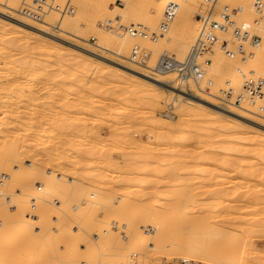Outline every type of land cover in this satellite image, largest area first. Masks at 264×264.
Listing matches in <instances>:
<instances>
[{
  "label": "rangeland",
  "instance_id": "obj_1",
  "mask_svg": "<svg viewBox=\"0 0 264 264\" xmlns=\"http://www.w3.org/2000/svg\"><path fill=\"white\" fill-rule=\"evenodd\" d=\"M20 1L21 0H17V3L13 4L16 9L20 5ZM75 1L76 2H74V6H75V3L77 5V3L79 2L77 0ZM158 1L159 0H157V2L156 0L154 1L152 0H126V1L125 0H97L94 5H92L91 7L84 8V9L82 5L80 4L78 8H75L76 15L74 17L73 15L72 17L71 15L65 16L66 18L64 17V23L66 24L64 28L67 29L68 32H63L61 30L53 31V28L47 26V23L31 22L17 15L15 13L16 9L11 10V12L8 13L6 9L7 6L5 4H9L10 2L12 4L13 1L12 0H2L0 2V40H1L0 41V64L2 65V67L0 65V71H1L0 81L2 80L0 82V87H1L0 88V99H1L0 107H4L5 105L4 108H0V118H1L0 119L1 120L0 121V125H1L0 126V130H1L0 138H2L4 142L2 143V140L0 139V144H1L0 148L4 147L2 148L3 151L1 153L3 157L7 156V158H11L17 161V162L16 161L10 162L11 160L9 161L10 164L13 163L11 164L13 167L12 169L13 171H11V167L9 165L7 166V169L5 167L2 168L1 170L2 172H0V174L3 172L7 173L6 171H9V172L11 171V173H7L10 175V179H8V181L6 182L7 183L6 188H8V191L11 194H14V193L19 194L20 192L22 193L21 189H23V192L25 191V193L23 194H25L26 196L25 199L24 198L23 199L27 201H29L28 197L29 195L33 193V188L36 185V183L39 184L38 182H41L42 180H45V181L46 179L48 180L49 177L47 178V175L44 176L46 172L47 173L48 172L60 173L67 178L74 179L75 182L73 183H76V184H72L75 186L73 187L74 189H71L72 192L69 188L70 186L69 184H71V182L68 183V181H66L67 183L66 182L63 183V185L64 184L69 185L67 186L69 188V190L67 189V192L70 193V195L68 193L67 194L65 193L66 196L65 195L61 196L59 194L60 195L59 198L62 199L63 201L65 200H67L68 202L70 201L68 203L69 206L75 205V203L76 205H80L82 207V210L84 211L83 217L85 221L83 220V222L82 221L80 222L79 220H77L80 222L79 226H81L83 223H86L88 226L91 225V229L95 227L93 230L95 233L93 231L90 232L91 231L90 230L88 231L89 237H87L88 235L86 236L84 234L85 232H82L81 230H79L84 235L81 236V233H79L78 231H75L76 232V233L74 232L75 237L73 238L72 235H74V233L68 231L65 234V236L67 237V234H71L68 236L69 239L66 238L69 241L61 242L62 244L64 243L66 244L64 247L59 248L58 246L61 244L57 243L55 245V242L54 244L50 243L51 244L50 246H53V248L50 246L48 247L52 255H57V256L58 254L62 255L63 251H66V249H69V251L68 250L67 251L69 252V256H70L69 259L70 260L72 259L71 260L73 262V263L71 262L72 264H74L75 261H76L75 264H80V263L81 264L83 263L84 264L85 263L86 264H122L121 262H123V259L125 257L123 258L119 256L120 249L117 247L123 246V245L126 246V249H128V251L123 250V253L125 251H126L125 253H127V256L125 255L127 257L125 258V260L127 259V261L124 264H264V114L260 116V115H256L255 113L247 112L245 110H241V109H238L232 106H231L232 111H223L220 107L223 104H221L212 95H207L206 93L199 91L193 83H190L189 85L185 87L177 86L174 83H172V80L174 78L173 74H169L166 76L167 80H170L171 82L153 80L148 75L150 74L149 71L144 69V67H141L140 65H136L135 63L131 62L129 59L122 57L115 53L116 51H119L121 54L129 57L132 46L134 44H140L143 50H146L147 52L145 63L146 65H151V67L155 65L159 54L162 51H164V49L175 54L178 58H183L186 55L188 48L191 45L190 43L193 42L196 36V30H197L196 23L198 22L196 19V15L198 12L202 11L204 8L201 0H189L187 1V3H184V6H182L181 9L179 8L177 15L172 22V25L174 26V28L176 27L177 29L176 35H182V33L187 31L185 34V38L187 41H189V45H187V47H185L184 49L179 48V46H177L178 44H176L175 41H172L173 45L172 43L170 44V42L168 43V41L165 40L166 37H164L165 39L161 37L157 42H152L149 39H143V38L137 39V37L132 38L129 36V38H132L131 41L121 42V39L119 37L114 36L113 34L114 31H120L118 27L120 22L115 19V16L118 14L119 11L125 10V9L128 10V11L126 10L128 12L127 13L128 15L126 18H123V20L121 21V23L123 22L124 25L129 26L132 23H134L135 25L140 23L141 25H144L150 28L151 30L156 29L160 23L162 16L160 17L157 16V18H155L156 20L154 22H151L152 16H150L151 13L149 10H150V4L153 3L155 5H158ZM123 2H124V6H123ZM190 2H193V3L190 4ZM222 2L223 1H220L219 4L222 5ZM231 3L232 4L242 3V1L233 0L231 1ZM164 5L163 6L161 5L162 10H161L160 15L163 14ZM3 12L8 13L9 15H5ZM250 17H254V16L250 15ZM108 19H110V21L113 20L114 29L112 30H107L100 24V21L107 22L109 21ZM58 20H60L58 14H51L46 19V21L49 23H53V22L56 23L58 22ZM72 33L78 34L79 36L85 38L87 41L74 36ZM91 37H94L95 40L93 41ZM97 42L103 44V46H107L110 50H106L102 47L94 45V43H97ZM6 43L8 44V47H5V45H7ZM9 46L11 47V49L9 48ZM7 55L9 56L8 58L6 57ZM263 55H264V44L256 52L252 54L248 63L244 65H241L238 62L232 63L229 60H227L223 54L217 53L216 56L214 57V59L216 60L215 63L217 62V64H215V66L211 69V71L208 70L209 76L214 81V86L212 87V91L217 92L219 87H222L225 84H229V83H232V85L234 86H239L241 83V76L243 75L244 70L250 71V69H253L254 71H257L259 75H262L264 77V67H261L259 65L260 58ZM27 63H28V67H27ZM38 64L39 66H37ZM23 65L24 66L26 65V67H23ZM4 67L5 68L7 67V68L5 69ZM35 68L37 69L35 70ZM7 69L11 71L15 70L16 72L18 69V71L22 72L23 76L25 75L24 78L19 80L18 86L15 83V82L18 83V81H15V82L13 81L14 82L13 83L12 79H10L9 76H6V77L3 76L5 71H7ZM48 72L50 73V75H48L49 74ZM41 74L44 76V78L46 77L44 81L42 80L44 78L40 76ZM69 74L71 77L69 76ZM29 75H31V77ZM33 75L34 76L36 75V76L33 77ZM47 75H48V78H47ZM37 76L42 79L38 78V80H36ZM31 78L34 79V82H33V79ZM64 79L66 81L65 85H63ZM68 79L69 81L71 79V82H69ZM72 79L73 80L75 79V82ZM229 79H233L235 81L239 79V82L238 83L228 82ZM55 80H57L56 81L57 83L55 82ZM3 81L6 84V86L4 85L5 88H2ZM25 81H26V85H24ZM151 82H153L157 86L155 88V91L158 89L159 91L158 90L157 91L161 92V93H158L156 91L159 95H157V93L155 92L150 93L147 90V85L150 84ZM77 83H79V85ZM8 84L9 86H12V85L13 86L9 87ZM56 84H57V87H56ZM134 85H136L135 86L136 88L133 87ZM75 86L76 88L74 89ZM84 86H85V89H87V86H89L90 90L91 91L93 90V91L91 92L89 89H87L86 91L84 89ZM27 87L29 90H27ZM95 87L96 89L94 90ZM110 88L112 91H113V88H115L113 93L115 91L116 92L118 91L121 94L123 93L121 95L122 97L123 95L126 97V94L129 93L132 97L136 96L137 99L134 97L133 98L134 100L131 98L132 100L130 99L129 101L128 97H131V96L127 94L128 95L126 97L127 100L126 99L123 100L122 97H117L116 95V99H117L116 101L118 102H115L114 101L115 96H113L112 98L111 95H115L116 93L113 94ZM7 89H9V91ZM83 89L85 93H83ZM97 89L99 91L101 89V92L96 91ZM11 90H12V93L14 92V94L10 92ZM20 90H22V92ZM67 90H69L70 93ZM72 90H75V91H72ZM77 90H79L78 92L80 94L82 93V95L84 96H87V94L89 95V91L91 92V94L88 96V99L87 97H85L87 101L82 96V102L83 103L86 102L85 104L79 103L80 105L77 104L75 107H73L71 103L72 104L74 103V99L77 95L76 93H78ZM8 92L9 94H7ZM98 92L100 93V95ZM104 92L107 94V96L109 95L111 97L105 96ZM120 93H119V96H120ZM1 94L4 96H2ZM31 95L32 97L35 96V98H31ZM155 95L156 97L159 96L161 99L159 97L153 98L155 97ZM103 97L106 100H102L104 99ZM23 98H26V99H23ZM107 98H109V100ZM118 98L119 99L122 98L121 102H119L120 100ZM141 98L142 100L144 99L146 101L147 100L152 101L151 102L152 104L153 102L155 101L157 102V100H159L158 101L159 104L158 103L157 104L160 106H157L155 104L156 107L154 105H153V108L151 107V105L149 107V104L151 103L142 101ZM110 99L112 102L110 101ZM139 99L143 102V104L142 102H139L140 101ZM90 100L94 102V103H91L92 106L94 105V108L87 107L88 104L90 103ZM14 101H15L16 106L13 103ZM65 101H67L68 104ZM102 101H104L103 104H102ZM107 101L108 103L109 101L110 103H113V102H115V104L117 103V105L115 106L117 107V109L113 107L115 105L114 103L111 105L106 103L108 104V106H111L109 107V109L114 108L112 109V111L109 110L108 106L105 104V102ZM125 101L126 102L129 101V102L126 103ZM132 101L135 102V104H133ZM10 103H12L13 105ZM128 103L132 104L133 106L132 105L130 106V104ZM42 104L44 105L42 106ZM100 104H102L104 108L101 107ZM121 104L123 106L125 105L124 106L125 109L121 107ZM99 105L101 108L98 107ZM119 105L122 109L120 107L118 109ZM129 106L134 108V109L131 108L133 109L132 112H135V113H132L134 118H135V115H136V119H137V115L138 117L139 115L140 117L144 115L143 117H141L142 119H140L139 117L138 120L140 122H143L142 120H144L146 124H144V122L142 124H139L140 122L138 120L134 119L136 120L134 121L132 119L133 121H131V119H129V118H133L131 115V109ZM224 106L225 105H223L222 107L224 108ZM128 107L130 109V113L127 109ZM249 107H252V108L256 107V104L254 103L253 106L250 105ZM14 109L19 110V111L15 113L16 110L14 111ZM33 109H34V112H33ZM35 109H39V111ZM6 111H8L9 113ZM123 111L124 112L126 111L128 115L126 112L124 114ZM55 112L56 113L58 112V114H56ZM6 113H8L9 118L6 115ZM59 113H62V114H59ZM14 114L15 115L17 114L16 118ZM19 114H21V116L22 114H27L29 115V118L27 115H25L26 118L24 115L22 116L23 117L22 118ZM70 114L72 115L70 116ZM183 114L185 116L186 114L189 115L190 120H192V122L194 123L190 124L189 123L190 121H188L187 122L188 125L185 124L186 126L182 125V127H179V130L183 129V131L181 130L177 134L174 132L177 135V137L175 135H172L173 133L172 131L171 141L175 145L171 143V141H169V143L173 144L171 146H174L175 149L171 148L169 149L170 150L169 151L167 148L170 146L167 145L169 144L166 142L167 139L163 140L164 138L163 139L160 138L159 142L160 141L161 142L160 143L157 142L159 137L162 136L159 133L161 132L163 133L164 131V129L161 128L162 131L159 132L160 130L159 128L163 126H161V124H157L156 122L152 124L151 123L152 121L150 122L151 123V126H150L147 123V121H145V118L147 116L148 117L150 116L151 119L152 117L153 118L155 117L157 118V120L162 119L163 122L165 119V121L167 120L166 122H169V123L170 121L173 123L175 122L174 124L172 123L175 126L176 124H181L182 121H180V123L178 121H179L180 116ZM3 115L5 118L7 116V118L5 119ZM18 115L19 117H21L20 119ZM64 115H66L65 117L66 118L68 117V119H66L65 117H62ZM10 116L12 118H10ZM57 118H58V121H57ZM92 118L98 119V122L97 120H93ZM147 118L146 120L149 121V119ZM22 119H23V122H22ZM66 120H67V123H66ZM21 122L22 124H20ZM134 122H136L138 125H136V123ZM2 124H4L5 126L6 125L7 126L12 125V126L10 127L8 126L9 127L8 128ZM19 124L20 126L22 125V127H19L18 126ZM90 124H91V127H90ZM118 124H120L121 127H126V129L124 128V130L126 131L128 130V132L126 133L125 131V134L126 135L129 134V137L131 136L130 138L124 135V132H123L124 130L122 131L123 134L120 132L121 131L120 129L122 128ZM193 124H195L193 126L194 128L192 127ZM115 125L119 126L118 128L120 129H118ZM156 125H159V126H156ZM189 125H191L192 129L189 128ZM196 125H198V129L200 128L201 130L200 129L198 130L197 127L195 129ZM201 125L203 129L201 128ZM14 126L15 127L17 126V129L14 128ZM113 126H115L116 128ZM149 126L150 127L156 126V127L155 128L153 127L152 129ZM183 126H185V128ZM88 127H90V129L93 127L94 128L90 130ZM18 128L21 129L20 131L22 133L18 130ZM44 128H47V129H44ZM86 128L87 130L89 129V131L93 132L95 130L96 132L95 131H94L95 133L90 132L88 136L87 133L89 131H85ZM114 128L116 130L118 129V131L113 130L114 132L121 133V134L118 133L120 135V137L118 136V138H121L124 135V139L125 137H126V140L127 138H129L127 141L128 142L130 141L131 143L133 141L132 143L133 145L127 144V141H123V140L120 141V139H118L117 137L116 139L114 136L112 140L108 139L109 135L112 134L111 133L112 129ZM186 128L189 130L191 129V131L194 129L193 133L195 132V130H198V131L206 130L205 132L207 133V136H209L208 137L209 139H210V136H212L211 138H214L213 136H215V140L213 139L215 142H212L211 145L214 146L217 143L218 146L216 147L211 146L210 145L211 141L208 140L209 141L208 142L206 140L207 139L206 135H205L206 137L203 136L204 138H206L205 140H203L204 138L200 139L202 138V132L200 134L198 131H196L199 133L201 137L197 135L198 133L195 132L194 135H197L199 138L198 137L192 138L191 136L193 135V133L191 134L190 133L191 131H187ZM48 129L49 131L46 132V130ZM96 129H99V131ZM155 129H157L158 131ZM25 131H28V133H25ZM29 131L33 134L31 135ZM49 132H51L50 135H49ZM154 132H157V134H155ZM205 132H203V134H205ZM61 133L63 135L67 134L66 137L65 136L63 137ZM77 133L78 135H76ZM218 133L220 134V136H218ZM92 134L93 135L95 134L94 136L96 137H94ZM222 134H225V135H222ZM29 135L31 136L29 137ZM41 135L42 137L45 136L44 139L41 138ZM112 135H115V133ZM155 135H158L157 136L158 138ZM51 137H52L51 139L52 141L50 140ZM71 137H74V138L72 139ZM155 137L157 138V140L156 139L154 140ZM88 138H90V141L88 140ZM104 138L106 141H104ZM131 138L132 140H130ZM100 139H103V140H100ZM115 139L119 140L121 143L119 141L117 142ZM6 140H7V144H6ZM12 140L16 141L15 143H18L17 145L19 146H16L14 143H12L14 142ZM66 140L69 142H67ZM70 140H73L74 142L72 141L70 143ZM216 140H219V141L216 142ZM18 141L22 143L20 144ZM83 141H85V143ZM110 141L112 142L111 145H110L111 143ZM177 141L179 142V144ZM193 141H195V143H193ZM204 141L208 142L209 144L205 143ZM98 142L100 144H97ZM181 142L182 143L184 142V143L182 144ZM68 143L73 146L71 147L70 145H67ZM190 143H191V146L189 147L186 146V148L184 147L185 145H190ZM192 143L195 145L192 146ZM2 144H6L7 146L6 145L2 146ZM11 144H13L12 146H14L13 154H9L8 152L9 151L8 148L12 149L11 147H9V145L11 146ZM137 144L139 145L141 144L140 146L138 145L137 147V148L141 147L140 148L141 150L135 148ZM157 144L163 148L159 149L161 147H159ZM219 144H221V146L224 145L225 147H227L228 145V148H231V146H233V148H231V151H230V153L232 154L229 155L228 154L229 152L226 151V149L228 148L226 149L220 148ZM35 145L39 146V147L36 146L38 149L36 148L34 149ZM100 145H102L103 147ZM106 145L109 146V148ZM97 146L100 151L98 150ZM165 146L167 148L163 150ZM181 146L185 149L182 150L183 148ZM241 146L244 148L243 150L241 149ZM195 148H197L198 150L197 149L195 150ZM18 149H19V153L17 152ZM86 149L88 152L86 151L85 153L84 150ZM89 149H91L90 152L91 153L93 152V154L90 155ZM128 149L130 152L128 151ZM176 149L180 150L181 152L177 151ZM222 149H224L227 153L221 154V152L224 153V151H221ZM24 150L26 151L24 152ZM45 150L47 153L45 152ZM54 150L56 154L54 153ZM147 150H149V152ZM171 150L173 151L175 150V151L173 152ZM191 150H192V153H191ZM229 150L230 149H228V151ZM159 151H161L163 154ZM186 151L190 153H186ZM96 152H97V156L96 154H94ZM157 153L159 154L157 155ZM33 154L36 156L35 158L37 160L36 159L34 160ZM46 154L48 155V157L45 156ZM160 154H162V156H159ZM129 155L131 157H129ZM148 155H150L151 157ZM19 156L21 158H19ZM95 156L97 158H95ZM163 156H165V158ZM110 157L112 158L113 161L110 159ZM137 157H140V158L142 157L139 162H136ZM152 157H154L155 159H153ZM53 158L55 159L53 160ZM103 158L104 159L106 158V161ZM160 158H162L163 160ZM61 159L63 160V162H61ZM107 159H109V161H107ZM132 159L134 162L132 161ZM149 159L150 160L152 159V160L150 161ZM156 159H158L159 161H156ZM58 160L61 162L60 164ZM78 160H80L79 163H78ZM100 160H101V163L104 162L102 163L103 165L100 163ZM145 160L147 164H145L146 163ZM55 161L58 162L59 165L57 166L59 168L56 165H54L56 163ZM75 161H77V163ZM81 161H82V164L80 163ZM95 161L96 162L99 161L98 162L99 165ZM110 161L113 163V166L110 163ZM129 161L130 162L132 161V162L130 163ZM30 162L33 167L29 165ZM52 162H55V163H52ZM106 162H109L110 165L106 166ZM126 162H128L127 165H126ZM157 162H158L159 167L161 164V169L158 168L159 171L158 169H156V167L158 166V165L156 166ZM75 163L77 165H75ZM47 164L49 165V167ZM79 164H81L82 166L80 165L79 167ZM122 164L125 165V168H123ZM14 165L18 167L17 172L14 169L15 168ZM71 165L72 166L75 165L73 166L75 169ZM119 165H121L122 167L121 166L119 167ZM143 165L145 166V168L142 167L143 169H141L140 167ZM152 165L156 167L154 168L152 167ZM36 166H38V168ZM40 166L41 168H39ZM127 166H130V167L128 168ZM109 167H110V170H109ZM150 167L153 170H151ZM68 168L70 169L69 171H67ZM79 168H80V171H79ZM86 168L87 170H83ZM76 169H78V171ZM144 169H146L147 171H145ZM44 170H48V171H44ZM130 170L133 172H131ZM42 171H43L42 175L38 174V176L34 177L33 180L32 178H30L32 174L34 176L35 174L42 172ZM12 172L14 175L12 174ZM29 172L31 173V175ZM17 173L18 175H16ZM21 173L24 176V178L22 175H19ZM28 174L30 175L29 177H28ZM72 175L74 176L72 177ZM19 176H22L23 178L21 179L23 180L22 181L23 185L21 183L14 181L16 180L15 177L18 179ZM41 177H45V178L41 179L40 181ZM102 177L104 181H102L103 179L101 180ZM123 179H124V182H123ZM57 180L58 181L63 180V177L58 176V178L55 179V181ZM19 184H21V186ZM50 184H51L50 186H54L53 182ZM128 184H130V186ZM65 189L66 188L64 187V189H62L61 191H64ZM236 194L237 195L239 194L238 195L239 197H236L235 196ZM232 195H234L235 197H233ZM63 196H65L64 198L66 197L67 198L64 199L62 198ZM18 198H20V196L19 197L15 196L14 199H18ZM75 198L77 199L76 201H75ZM50 199L53 201L55 200L54 198L53 199L50 198ZM60 203H58V205ZM0 205L3 208V209L0 208L1 209L0 210L1 211L0 212V220H1L0 230H1V227H3L4 229L5 226L6 227L10 225L13 226V224H10L11 222L9 221H11V218L14 215H12L11 217V212H9L4 198H0ZM28 206L30 207L29 203L24 204V202L22 201L21 203H19V209H18L19 212L18 211L17 212L20 213L21 208L22 209L24 207L27 208ZM60 206L62 207V204ZM67 209H70V208H67ZM54 210H56L54 209V207L50 209V211L53 214L55 212ZM39 211H40V207L38 204L37 213ZM17 212L12 213V214H17ZM134 212L136 213L134 214ZM52 213H51L52 226H54L55 224L54 220H56L54 218L56 217H53ZM7 215L9 216L7 217ZM73 215L74 214H70L67 219L66 218L64 219L65 225L68 224L70 219L75 217ZM4 218H9L8 223H6L7 219L5 220ZM13 218H16V215ZM112 218H117V219L114 220ZM17 219H18V215H17ZM118 220H119V224H120V221L121 223L125 221L126 222L129 221L131 223H134L135 226L134 228L130 229L127 233L125 234L123 233L122 236L119 235L118 232H114V229H112V235L109 236L106 234L108 236L106 237L105 229L107 230L109 224L114 223ZM14 221H12L14 225L19 226L18 223ZM150 221L154 222L155 224L154 228L163 232L164 235L163 236L159 235V237L157 236L156 238H152V239L151 238L143 239V245L141 246V248L133 252L134 249L132 248L131 245H132L133 240L139 234V229L137 228L141 229L142 227L145 226V224H148ZM87 225L86 227H88ZM66 226H69V225H66ZM98 231H100V233ZM8 232L9 231H7V233H4L6 237L3 236V234H1L3 237L2 238L0 235V237L2 238L0 239V242L3 241L2 248L0 245V250L2 251L0 252V257L2 255V257H4L3 258L4 262H9L8 264H11L13 262L14 264H17V262H19L18 264H28L29 261L28 262L26 261L31 259L32 255L34 254L36 255V253H34V251L30 252V249H28L29 252L24 250L25 252L23 255L24 257H23L21 253H18V251H21L22 249H25V248L22 246L21 248L20 247L18 248V246L20 245H16L17 247L16 246L11 247V249L7 248V246L5 245L6 247L4 248L3 244L5 242V238H7L10 235L9 233L11 231L9 233ZM101 232L103 234H101ZM97 233H99L100 235ZM94 234H96V236H94ZM85 236H86V239H85ZM76 237L78 241H76L75 239ZM92 237L93 239L89 240ZM78 238H81V239L83 238L84 240L80 241ZM120 238H123L126 241ZM73 239L76 241L75 243L79 245L81 242L83 243L81 244V248L79 247L75 251L72 249V247L73 248L76 247L74 246L76 244L73 242ZM85 241H86L85 243L86 246L84 244ZM20 244H23V243H20ZM188 244H189V248L186 247L185 249V246H188ZM88 245H90L91 249H94L91 246L95 247V249L90 250L88 248L89 247ZM182 245H185V246H182ZM96 246L97 247L99 246V248H96ZM3 249L7 251H4ZM48 249H45L44 252H46ZM8 250H10V252L12 251L13 255L12 253L9 254ZM49 250L47 252H49ZM57 250L59 251L57 252ZM117 250H119V252ZM173 250H178V252L176 251L178 254H176V252H174ZM53 251L55 252L53 253ZM72 251L74 252L70 254V252ZM14 253L15 254L18 253L16 255L17 257L14 255ZM22 253H23V250H22ZM26 253H29V254H26ZM35 255L33 256L32 259L39 257L41 255V252H40V255L38 254L39 256L37 255L35 257ZM12 256L16 257L15 258L16 261L13 260L14 257L12 258ZM187 256H189L190 258ZM83 257L85 258V260ZM3 259L1 260L0 258V261H3ZM21 259L24 260V262L20 261ZM60 259L62 260V258ZM46 260L45 261L47 264H52V263L54 264V262L51 261L50 258ZM56 262L57 261L55 260V264ZM62 263L63 262H61V264ZM38 264H41V263H38Z\"/></svg>",
  "mask_w": 264,
  "mask_h": 264
},
{
  "label": "bare ground",
  "instance_id": "obj_2",
  "mask_svg": "<svg viewBox=\"0 0 264 264\" xmlns=\"http://www.w3.org/2000/svg\"><path fill=\"white\" fill-rule=\"evenodd\" d=\"M2 0H0V2H1ZM13 1V3L11 4V2L9 3V4H5L7 7H6V9H7V11H8V13L9 12H11V10H15L16 8L14 7V5L13 4H15V3H17V0H12ZM77 1H79L78 3H77V5H76V3H75V8H78V6H80V4L82 5V7H83V9L84 8H87V7H91L92 5H94L95 3H96V1L97 0H77ZM126 1V0H125ZM152 1H154V0H152ZM171 0H159L158 1V5H155V4H150V16H152L151 18V22H154L156 19L155 18H157V16L158 17H160V16H162V15H160L161 14V5L163 6L164 4H166V3H168V2H170ZM178 2H179V4H180V9L182 8V6H184V3H187V1H189V0H177ZM220 1H223L222 2V4H226V3H231V1H233V0H219V2ZM242 1V6L245 8V9H247L248 7H249V5H250V3H251V0H241ZM76 2V1H75ZM156 2H157V0H156ZM126 3H128V2H126ZM191 3H193V2H190V4ZM123 6H124V2H123ZM127 9H125V10H121V11H119L118 12V14L115 16V19L117 20V21H119L120 22V24H119V29H120V31H114L113 32V34H114V36H116V37H119L120 39H121V42H123V41H131V39L134 37V36H131V35H128L127 34V32H126V25H124L123 24V22L121 23V21L123 20V18H126L127 17V11H126ZM5 15H9L8 13H6V12H3ZM76 15V13H74L73 14V17ZM71 17H72V15H71ZM66 18V17H65ZM109 21H110V19H108ZM158 20V19H157ZM112 22H113V20H111ZM46 23H47V26H49V22H47L46 21ZM54 23V22H53ZM57 24H56V27L57 28H54L53 29V31H63V32H68L67 31V29H65L64 27L66 26V24L64 23V18H61L60 20H58V22H56ZM103 23H105L104 21H100V24L102 25ZM132 24H134V23H132ZM131 24V25H132ZM197 24L198 23H196V26H197ZM135 25V24H134ZM137 25H141L140 23H138ZM52 28V27H51ZM176 27L174 28V26L171 24V26H170V28L168 29V31H166V33H165V35L163 36V38L164 37H166V39L165 40H167L168 41V43L170 42V44L172 43V41H175V43L176 44H178L177 46H179V48H181V49H184L185 47H187V45H189V41H187L186 40V38H185V34H186V32H184V33H182V35H176ZM71 33V32H70ZM74 36H76V37H78V38H81L82 40H85V41H87L85 38H83V37H81V36H79L78 34H76V33H72ZM195 35V34H194ZM129 36L130 37H132V38H129ZM138 39V38H137ZM4 40V39H3ZM8 40V39H7ZM1 41V40H0ZM11 41H12V39H11ZM177 41V42H176ZM3 42V41H2ZM9 42V41H8ZM174 43V44H175ZM7 44V43H6ZM11 44V43H10ZM190 44H192V43H190ZM264 44V43H263ZM13 45V44H12ZM15 45V44H14ZM94 45H96V46H99V47H102V48H104V49H106V50H110L107 46H103V44H101V43H99V42H97V43H94ZM172 45H173V43H172ZM5 47H8V44L7 45H5ZM9 48L11 49V47L9 46ZM15 48V47H14ZM168 48V47H167ZM164 50H166V49H164ZM7 52V51H6ZM34 53V52H33ZM116 54H118V55H120V56H122V57H125V58H129V57H127L126 55H123V54H121L119 51H116L115 52ZM8 54V53H7ZM28 55V54H27ZM29 56H31V55H29ZM215 56V55H214ZM7 58L9 57L8 55L6 56ZM5 57V58H6ZM26 58V57H25ZM16 59V58H15ZM27 60V59H26ZM2 61V60H1ZM9 61V60H8ZM38 61V60H37ZM215 59H214V62L210 65V67H209V71H211V69L215 66V64H217V62L215 63ZM254 61H255V59H254ZM19 62H20V60H19ZM24 62V61H23ZM253 63V62H252ZM37 64V63H36ZM1 65V64H0ZM144 65H146V63L144 64ZM259 65L261 66V67H264V55L260 58V62H259ZM12 66V65H11ZM37 66H39V64L37 65ZM40 66H41V64H40ZM146 66H148V67H151V65H146ZM1 67H2V65H1ZM10 67V66H9ZM23 67H26V65L24 66L23 65ZM27 67H28V63H27ZM35 67H36V65H35ZM43 67V66H42ZM41 67V68H42ZM5 68V67H4ZM7 68V67H6ZM5 68V69H6ZM4 69V70H5ZM9 69V68H8ZM7 69V71H5V73L3 74V76H9L10 77V79H12V82L14 81H18V83L17 82H15L16 84H17V86H18V84H19V80H21L22 78H24V76H23V74H22V72H20V71H18V69H17V72L15 71V70H13V71H11V70H8ZM37 68H35V70H36ZM3 70V71H4ZM31 71H33V70H31ZM47 71V70H46ZM144 71H146V70H144ZM250 71H254L253 69H250ZM1 72V71H0ZM35 72V71H34ZM39 72V71H38ZM36 73H37V71H36ZM47 73V72H46ZM49 73V72H48ZM61 74V73H60ZM71 74V73H70ZM70 74H69V76H70ZM39 75V74H38ZM48 75H50V73L48 74ZM48 75H47V78H48ZM153 80H159V81H170V80H167V78H166V76L167 75H169V74H164V75H151V74H148ZM30 77H31V75H29ZM36 76V75H35ZM34 75H33V77H35ZM42 78H44V76L41 74L40 75ZM60 76V75H59ZM62 77V76H61ZM71 77V76H70ZM4 78V77H3ZM2 78V79H3ZM38 78L39 79H42V78H40V77H38L37 76V78H36V80H38ZM49 78H50V76H49ZM64 78H65V76H64ZM9 79V78H8ZM31 79H33V78H31ZM46 79V77L44 78V79H42L43 81ZM29 80V79H28ZM27 80V81H28ZM41 80V81H42ZM58 80H60V79H58ZM63 80V79H62ZM73 80V79H72ZM2 81V80H1ZM0 81V82H1ZM5 81H6V79H5ZM23 81H24V79H23ZM50 81V80H49ZM54 81V80H53ZM57 80H55V82H56ZM68 81H69V79H68ZM74 82H75V79L73 80ZM77 81V80H76ZM4 82V81H3ZM2 82V85H3V87L2 88H5L4 87V85L6 86V84H5V82L3 83ZM9 82H11V81H9ZM13 82V83H14ZM33 82H34V79H33ZM65 79H64V83H63V85H65ZM69 82H71V79H70V81ZM171 82V81H170ZM228 82H239V79L237 80V81H235V80H233V79H229L228 80ZM29 83H31V82H29ZM47 83V82H46ZM53 83V82H52ZM57 83V82H56ZM9 84H11V83H9ZM9 84H8V86H9ZM15 84V85H16ZM21 84V83H20ZM38 84V83H37ZM43 84V83H42ZM41 84V85H42ZM49 84V83H48ZM47 84V85H48ZM55 84V83H54ZM74 84H76V83H74ZM78 85H79V83H77ZM24 85H26V81H25V84ZM29 85V84H28ZM35 85V84H34ZM62 85V86H63ZM81 85V84H80ZM86 85V84H85ZM13 86V85H12ZM12 86H9V87H12ZM32 86V85H31ZM43 86V85H42ZM67 86H68V84H67ZM95 86V85H94ZM93 86V87H94ZM136 85H134L133 87L134 88H136L135 87ZM22 87H24V86H22ZM50 87V86H49ZM55 87V86H54ZM56 87H57V84H56ZM55 87V88H56ZM60 87V86H59ZM100 87V86H99ZM99 87H97V88H99ZM157 86L153 83V82H151L150 84H148L147 85V90L150 92V93H157L156 91H155V88H156ZM175 87V86H174ZM1 88V87H0ZM14 88V87H13ZM18 88V87H17ZM44 88V87H43ZM48 88V87H47ZM54 88V89H55ZM65 88V87H64ZM76 88V86L74 87V89ZM83 88V87H82ZM116 88V87H115ZM115 88H113V91H114V89ZM34 89V88H33ZM42 89V88H41ZM61 89V88H60ZM67 89V88H66ZM84 89H85V86H84ZM84 89H83V93H85L84 92ZM87 89H89L90 90V87L89 86H87ZM87 89H85L86 91H87ZM91 89H93V88H91ZM96 89V87L94 88V90ZM117 89V88H116ZM132 89V88H131ZM8 91H9V89H7ZM13 90V89H12ZM12 90L10 91L11 93H12ZM27 90H29L28 89V87H27ZM27 90H26V92H27ZM31 90V89H30ZM45 90V89H44ZM69 90H70V88H69ZM69 90H67V91H69ZM110 90H111V88H110ZM118 90V89H117ZM120 90V89H119ZM133 90V89H132ZM5 91V90H4ZM15 91V90H14ZM19 91V90H18ZM21 92H22V90H20ZM66 91V92H67ZM72 91H75V90H72ZM71 91V92H72ZM79 90H77V92H78ZM91 91V90H90ZM89 91V95L91 94V92L93 91H91L90 92ZM96 91H99L98 89L96 90ZM95 91V92H96ZM102 91H103V89H102ZM106 91V90H105ZM112 91V90H111ZM113 91H112V93H113ZM161 91V90H160ZM2 92V91H1ZM36 92V91H35ZM38 92H39V90H38ZM45 92V91H44ZM43 92V93H44ZM99 92H101V89H100V91ZM98 92V93H99ZM107 92V91H106ZM118 92V91H117ZM117 92L115 91L113 94H115V95H111L112 96V98H113V96H115L114 98H115V102H118V101H116L117 99H116V95H117V97H122L121 95L123 94H121L120 92H118V94H117ZM124 92H125V90H124ZM3 93H5V92H3ZM18 93V92H17ZM50 93V92H49ZM48 93V94H49ZM69 93H70V91H69ZM88 93V92H87ZM97 93V92H96ZM119 93H120V96H119ZM158 93H161V92H158ZM157 93V95H159ZM206 93H211V95L212 96H214L215 95V93H213V92H206ZM7 94H9V92L7 93ZM12 94H14V92L12 93ZM11 94V95H12ZM36 94V93H35ZM77 95H76V97H75V99H74V103L72 104L71 103V105L73 106V107H75L77 104H79V103H83L82 102V96L85 98V97H87V99H88V94H87V96H84V95H82V93L80 94L79 92L78 93H76ZM101 94H103V93H101ZM124 94H126V93H124ZM128 95H130L129 93H127ZM126 94V97L128 96ZM2 95V94H1ZM27 95V94H26ZM33 95V94H32ZM32 95H31V98H35V96L34 97H32ZM39 95V94H38ZM67 95V94H66ZM69 95V94H68ZM72 95V94H71ZM99 95H100V93H99ZM104 95L105 96H107V94L104 92ZM163 95V94H162ZM2 96H4V95H2ZM10 96V95H9ZM18 96V95H17ZM28 96V95H27ZM46 96V95H45ZM93 96V95H92ZM104 96V97H105ZM109 96V95H108ZM107 96V97H108ZM111 96H109V97H111ZM131 96V95H130ZM134 96V95H133ZM7 97H8V95H7ZM19 97V96H18ZM37 97V96H36ZM70 97V96H69ZM73 97V96H72ZM103 97V98H104ZM125 96L123 95V100H127V98L125 97ZM136 99H137V97L136 96H134ZM134 97H128V99H129V101H130V99L132 98H134ZM159 97V96H158ZM158 97H156V95H155V97H153V98H158ZM3 98V97H2ZM4 98H6V97H4ZM83 98V99H84ZM122 98L121 99H119L120 101L119 102H121V100H122ZM151 98V97H150ZM160 98V97H159ZM17 99V98H16ZM20 99V98H19ZM23 99H26V98H23ZM29 99V98H28ZM39 99V98H38ZM87 99L85 98V100L87 101ZM108 100H109V98H107ZM131 99V100H132ZM135 99V100H136ZM161 99V98H160ZM1 100V99H0ZM8 100V99H7ZM13 100V99H12ZM18 100V99H17ZM17 100H16V102H17ZM58 100V99H57ZM68 100V99H67ZM85 100H83V101H85ZM102 100H106L105 98L104 99H102ZM134 100V99H133ZM140 100V99H139ZM141 100H142V98H141ZM139 101V102H142V101H145V102H152V101H146V100H142V101ZM151 100V99H150ZM10 101V100H9ZM19 101H21V100H19ZM31 101V100H30ZM69 101V100H68ZM110 101H111V99H110ZM110 101H109V103H108V101L107 102H105V104L106 103H108V104H115V102H113V103H110ZM129 101H127V102H129ZM158 101L159 100H157V102L155 101V102H153V104L151 103V104H149V107H150V105H151V107L153 108V105L156 107V105L157 106H160V105H158L159 103H158ZM8 102V101H7ZM6 102V103H7ZM48 102V101H47ZM65 102H67V101H65ZM112 102V101H111ZM123 102V101H122ZM126 102V101H125ZM125 102H124V104H125ZM126 102V103H127ZM133 102V101H132ZM136 102H138V101H136ZM5 103V102H4ZM3 103V104H4ZM14 104H15V101L13 102ZM35 103V102H34ZM43 103V102H42ZM58 103V102H57ZM56 103V104H57ZM86 102H84L83 104H85ZM91 103H94V102H92L91 100H90V103L88 104V106L87 107H90V108H94V105L92 106V104ZM104 103V101H102V104ZM158 103V104H157ZM255 103V102H254ZM254 103H253V105H254ZM10 104H12V103H10ZM45 104V103H44ZM44 104H42V106L44 105ZM67 104H68V102H67ZM102 104H100L101 105V107H103L102 106ZM108 104H106L107 106H108ZM119 104V103H118ZM123 104V103H122ZM121 104V107L123 108V109H125V105L123 106ZM128 104H130V103H128ZM133 104H135V102H133ZM142 104H143V102H142ZM141 104V105H142ZM156 104V105H155ZM256 104V103H255ZM13 105V104H12ZM37 105H39V104H37ZM37 105H35V106H37ZM58 105V104H57ZM80 105V104H79ZM100 105L98 106V107H100ZM106 105H104V106H106ZM117 105V103L113 106V107H115ZM132 104H130V106H131ZM138 105V104H137ZM144 105H145V103H144ZM252 105V106H253ZM7 106H8V104H7ZM15 106H16V104H15ZM19 106V105H18ZM24 106V105H23ZM28 106V105H27ZM56 106V105H55ZM129 106V107H130ZM133 106V105H132ZM223 105H221L220 107H221V109L223 110V111H232L231 110V106L230 105H228V106H224V108L222 107ZM4 107H5V105H4ZM4 107H0V108H4ZM49 107V106H48ZM72 107V108H73ZM81 107V106H80ZM86 107V108H87ZM100 107V108H101ZM109 107H111V106H108V109H109ZM119 107H120V105L118 106V109H119ZM120 107V108H121ZM126 107H127V105H126ZM129 107L127 108L128 109V111H129V113H130V109L131 108H133V107H130V109H129ZM137 107V106H136ZM140 107V106H139ZM147 107V106H146ZM7 108V107H6ZM20 108V107H19ZM31 108V107H30ZM37 108V107H36ZM60 108H61V106H60ZM69 108V107H68ZM71 108V109H72ZM104 108V107H103ZM116 109H117V107H115ZM121 108V109H122ZM143 108V107H142ZM161 108H162V106H161ZM160 108V109H161ZM18 109V108H17ZM24 109V108H23ZM25 109H26V107H25ZM29 109V108H28ZM75 109V108H74ZM80 109V108H79ZM78 109V110H79ZM96 109V108H95ZM106 109H107V107H106ZM112 109H114V108H112ZM112 109H109V110H111L112 111ZM115 109V110H116ZM134 109V108H133ZM133 109H131V115H132V113H135V112H132L133 111ZM137 109V108H136ZM145 109V108H144ZM256 109V107H248V108H246V110L245 111H247V112H253L254 113V110ZM16 109H14V111H15ZM35 110H38L39 111V109H35ZM60 110V109H59ZM88 110H90V109H88ZM93 110V109H92ZM99 110V109H98ZM105 110V109H104ZM139 110V109H138ZM5 111V110H4ZM17 111H19V110H16L15 111V113H17ZM56 111V110H55ZM67 111V110H66ZM69 111V110H68ZM72 111V110H71ZM101 111H102V109H101ZM110 111V112H111ZM117 111V110H116ZM136 111V110H135ZM140 111V110H139ZM6 112H8V111H6ZM21 112V111H20ZM19 112V113H20ZM33 112H34V109H33ZM47 112H49V111H47ZM46 112V113H47ZM52 112H53V110H52ZM63 112H65V111H63ZM70 112V111H69ZM124 112V111H123ZM126 112V111H125ZM125 112H124V114H125ZM3 113V112H2ZM9 113V112H8ZM8 113H6V115L8 116ZM13 113V112H12ZM11 113V114H12ZM36 113V112H35ZM45 113V112H44ZM56 113V112H55ZM67 113V112H66ZM72 113H74V112H72ZM103 113V112H102ZM114 113V112H113ZM127 113V112H126ZM139 113V112H138ZM144 113V112H143ZM10 114V115H11ZM37 114V113H36ZM35 114V115H36ZM56 114H58V112L56 113ZM59 114H62V113H59ZM117 114V113H116ZM123 114V115H124ZM145 114V113H144ZM15 115V114H14ZM20 116H21V114H19ZM19 115H18V117H19ZM25 116V115H27V114H22V116ZM38 115V114H37ZM45 115V114H44ZM72 114H70V116H71ZM78 115V114H77ZM77 115H75V116H77ZM97 115H99V114H97ZM105 115H107V114H105ZM112 115V114H111ZM120 115V114H119ZM127 115H128V113H127ZM135 115V114H134ZM7 116H6V118H7ZM21 116V117H22ZM28 116V118H29V115H27ZM56 116V115H55ZM61 116V115H60ZM66 115H64V116H62V117H65ZM69 116V117H70ZM113 116V115H112ZM115 116V115H114ZM125 116V115H124ZM124 116H123V118H124ZM144 116V115H143ZM143 116H141V117H143ZM180 116V115H179ZM182 116H184V117H182ZM2 117V116H1ZM3 117H4V115H3ZM17 117V114L15 115V118ZM21 117H19V119L21 118ZM38 117H40V116H38ZM44 117V116H43ZM57 117V116H56ZM98 117V116H97ZM117 117H119V116H117ZM117 117H116V119H117ZM131 117V116H130ZM132 117H133V115H132ZM139 117H140V115H139ZM138 115H137V119H136V115H135V118L133 117V118H129V119H131V121H133L134 119H136V120H138ZM140 117V119H142ZM148 117V116H147ZM146 117V118H147ZM5 118V117H4ZM5 118V119H6ZM8 118H9V116H8ZM10 118H12L11 116H10ZM23 118V117H22ZM25 118H26V116H25ZM61 118V117H60ZM66 118V117H65ZM64 118V119H65ZM94 118V117H93ZM92 118V119H93ZM126 118V117H125ZM145 118V117H144ZM143 118V119H144ZM146 118H145V121H147V123L151 126V123L153 124V123H157V124H161V126H163V127H165V128H163V127H157V128H159L160 130H159V132L160 131H162V129H164V131H163V133L161 132V133H159V134H161L162 136L161 137H159V139H158V141L157 142H159V140H160V138L161 139H163V140H165V139H167V143H169V141H171V139H172V136H171V133H172V131H173V133L175 132L176 134L178 133V132H180L181 130L183 131V129H181V130H179V127H182V125H185V124H187L188 125V121H190L189 123L190 124H192V123H194V122H192V120H190V116L189 115H187L186 114V116L183 114V115H181L180 116V118H179V123H180V121H182L181 122V124H176L175 126L173 125L174 123L173 122H171L170 121V123L169 122H166L165 121V119H164V122L162 121V119L159 121V120H157V118H153L152 117V119H151V117L149 116L147 119H149V121L148 120H146ZM1 119V118H0ZM18 119V118H17ZM54 119V118H53ZM53 119H51V120H53ZM66 119H68V117L66 118ZM70 119V118H69ZM74 119V118H73ZM91 119V120H92ZM103 119V118H102ZM129 119H128V121H129ZM133 119V120H132ZM9 120V119H8ZM13 120V119H12ZM46 120V119H45ZM50 120V119H49ZM60 120V119H59ZM93 120H97V122H98V119H93ZM124 120V119H123ZM136 120H134V121H136ZM178 120V119H177ZM1 121V120H0ZM4 121V120H3ZM21 121V120H20ZM19 121V122H20ZM41 121V120H40ZM57 121H58V118H57ZM90 121V120H89ZM99 121H101V120H99ZM125 121H127V120H125ZM139 121V120H138ZM137 121V122H138ZM143 122H144V120H142ZM152 121V122H151ZM22 122H23V119H22ZM22 122L20 123V124H22ZM46 122V121H45ZM44 122V123H45ZM48 122V121H47ZM93 122V121H92ZM91 122V123H92ZM96 122V121H95ZM140 122V121H139ZM143 122H140L139 124H142ZM151 122V123H150ZM177 122V121H176ZM1 123H3V122H1ZM11 123V122H10ZM13 123V122H12ZM33 123V122H32ZM31 123V124H32ZM41 123V122H40ZM43 123V122H42ZM66 123H67V120H66ZM76 123V122H75ZM90 123V122H89ZM131 123V122H130ZM134 123H136V122H134ZM173 123V124H172ZM183 123V124H182ZM4 124H5V122H4ZM4 124H2V125H4ZM9 124V123H8ZM20 124L18 125L19 127H22V125L20 126ZM25 124V123H24ZM28 124V123H27ZM48 124V123H47ZM52 124V123H51ZM54 124V123H53ZM123 124V123H122ZM128 124V123H127ZM132 124V123H131ZM144 124H146V122H144ZM148 124H147V126H148ZM50 125V124H49ZM86 125V124H85ZM96 125V124H95ZM99 125V124H98ZM111 125V124H110ZM114 125V124H113ZM120 127H121V125L120 124H118ZM126 125V124H125ZM130 125V124H129ZM136 125H138L137 123H136ZM195 124H193L192 125V127L194 126ZM1 126V125H0ZM5 126V125H4ZM9 127L10 126H12V125H8ZM7 125L5 126V127H8ZM47 126V125H46ZM52 126V125H51ZM80 126V125H79ZM92 126H93V124H92ZM117 128L119 127V126H117V125H115ZM115 126H113V127H115ZM123 126V125H122ZM127 126V125H126ZM142 126V125H141ZM145 126V125H144ZM149 126V127H150ZM156 126H159V125H156ZM155 126V127H156ZM174 126V127H173ZM178 126V127H177ZM186 126V125H185ZM185 126H183L184 128H185ZM4 127V128H5ZM8 127V128H9ZM26 127V126H25ZM41 127V126H40ZM55 127V126H54ZM65 127V126H64ZM90 127H91V124H90ZM90 127H88L89 129H90ZM97 127V126H96ZM115 127V128H116ZM153 127L154 126H152V127H150V128H152L153 129ZM154 127V128H155ZM196 127H197V129H198V125H196L195 126V129H196ZM8 128H7V130H8ZM14 128H16L17 129V126L15 127L14 126ZM33 128V127H32ZM39 128V127H38ZM57 128H58V126H57ZM94 128V127H93ZM93 128H91V129H93ZM112 129V131H111V133L112 134H114L115 133V135H117L119 132H114V131H118V129H120V128H118L117 130L116 129ZM122 129H120L121 131V133H122V131L124 130V128L126 129V127H121ZM162 128V129H161ZM174 128H175V130H174ZM176 128H178V129H176ZM188 128V127H187ZM186 128V130L187 131H191V125H189V128H191L190 130L189 129H187ZM194 128V127H193ZM201 128H202V125H201ZM35 129H36V127H35ZM40 129H42V128H40ZM44 129H47V128H44ZM50 129V128H49ZM49 129L48 130H46V132H48L49 131ZM52 129V128H51ZM85 129V128H84ZM89 129L87 130V128H86V130L85 131H89ZM90 129V130H91ZM200 129V128H199ZM198 129V130H199ZM203 129V128H202ZM18 130L20 131L21 129H19L18 128ZM23 130V129H22ZM96 130H98L99 131V129H96ZM114 130V131H113ZM155 130H157V129H155ZM198 130H195V132L196 131H198ZM201 130V129H200ZM205 130V129H204ZM1 131V130H0ZM10 131H11V129H10ZM32 131V130H31ZM35 131V130H34ZM52 131V130H51ZM58 131V130H57ZM95 131V130H94ZM92 132V131H89L88 133H87V135L89 136V134H90V132H92V133H95V132ZM125 131L126 130H124L123 132H124V135H126L125 134ZM158 131V130H157ZM184 131H185V129H184ZM193 131H194V129L190 132L191 134L193 133ZM206 131V130H205ZM205 131H198L200 134H201V132H202V138H200V139H203L204 137H206L207 136V133L205 132ZM13 132V131H12ZM21 132V131H20ZM36 132H38V131H36ZM128 132V130L126 131V133ZM194 132V133H195ZM198 132H196V133H198ZM203 132H205V134H203ZM209 132V131H208ZM10 133V132H9ZM15 133V132H14ZM14 133H13V135H14ZM18 133V132H17ZM22 133V132H21ZM25 133H28V131H25ZM29 133L32 135L33 133H31L30 131H29ZM45 133V132H44ZM43 133V134H44ZM50 133L51 132H49V135H50ZM97 133H99V132H97ZM110 133V132H109ZM108 133V134H109ZM121 133H119V134H121ZM155 134H157V132H154ZM172 133V135H175L176 137H177V135L174 133L173 134ZM194 133H193V135L191 136L192 138H196V137H198L197 135H199V133L197 134V135H194ZM210 133V132H209ZM208 133V134H209ZM2 134V133H1ZM47 134V133H46ZM54 134H55V132H54ZM57 134V133H56ZM59 134V133H58ZM62 134V133H61ZM66 134V133H65ZM109 135V137H108V139H111L112 140V138H118V136L120 137V135L118 134L117 136H115V135ZM123 134V133H122ZM7 135V134H6ZM10 135V134H9ZM12 135V136H13ZM16 135V134H15ZM21 135V134H20ZM31 135H29V137L31 136ZM48 135V136H49ZM63 135V134H62ZM67 135V134H66ZM66 135H63V137L65 136L66 137ZM75 135V134H74ZM74 135H72V136H74ZM76 135H78V133L76 134ZM86 135V134H85ZM93 135V134H92ZM95 135V134H94ZM93 135V136H94ZM97 135H99V134H97ZM124 135L121 137V138H118V139H120V141H127L130 137H129V134H127L126 136L127 137H129V138H127V140H126V137H125V139H124ZM206 135V136H205ZM210 135V134H209ZM213 135V134H212ZM222 135H225V134H222ZM23 136V135H22ZM28 136V135H27ZM40 136V135H39ZM58 136V135H57ZM56 136V137H57ZM68 136H69V134H68ZM110 136H111V138H110ZM114 136V137H113ZM156 137L158 136V135H155ZM200 136V135H199ZM204 136V137H203ZM218 136H220V134L218 133ZM10 137V136H9ZM14 137H16V136H14ZM26 137V136H25ZM36 137V136H35ZM45 137V136H44ZM44 137H42V135H41V138H43L44 139ZM54 137V136H53ZM55 137V138H56ZM59 137V136H58ZM84 137V136H83ZM94 137H96V136H94ZM154 138V140L156 139L157 140V138ZM175 137V138H176ZM201 137V136H200ZM209 136H207L206 138H204L203 140H209V141H211V143H210V145L212 144V142H215L214 140H215V136H213L214 138H211L212 136H210V139L208 138ZM216 137H217V135H216ZM17 138H18V136H17ZM48 138V137H47ZM69 138V137H68ZM72 139L74 138V137H71ZM80 138H82V137H80ZM85 138V137H84ZM116 138V139H117ZM199 138V137H198ZM1 140H2V138H0ZM20 139V138H19ZM24 139V138H23ZM22 139V140H23ZM27 139H29V138H27ZM40 139V138H39ZM42 139V140H43ZM46 139V138H45ZM52 139V137L50 138V140ZM57 139H59V138H57ZM67 139V138H66ZM70 139V138H69ZM79 139V138H78ZM115 139V140H116ZM214 139V140H213ZM21 140V141H22ZM32 140V139H31ZM59 140H61V139H59ZM58 140V141H59ZM84 140V139H83ZM88 140L90 141V138H88ZM100 140H103V139H100ZM130 140H132V138L130 139ZM134 140H135V138H134ZM162 140V141H163ZM195 140V139H194ZM256 140V139H255ZM11 141V140H10ZM12 141H14V140H12ZM16 141H17V139H16ZM16 141H14V142H12V143H14L16 146H19V145H17L18 143H15ZM29 141V140H28ZM27 141V142H28ZM52 141V140H51ZM55 141V140H54ZM64 141V140H63ZM67 141V140H66ZM73 140H70V143L72 142ZM82 141V140H81ZM89 141H87V142H89ZM96 141V140H95ZM97 141H99V140H97ZM104 141H106L105 140V138H104ZM114 141V140H113ZM117 142L119 141V140H116ZM119 141V142H120ZM137 141V140H136ZM136 141H134V142H136ZM174 141V140H173ZM185 141V140H184ZM208 141V142H209ZM219 140H216V142H218ZM8 142H9V140H8ZM19 142V141H18ZM24 142H25V140H24ZM26 142V143H27ZM36 142V141H35ZM47 142H48V140H47ZM57 142V141H56ZM67 142H69V141H67ZM74 142V141H73ZM84 143H85V141H83ZM92 142V141H91ZM94 142V141H93ZM101 142V141H100ZM109 142V141H108ZM111 142V141H110ZM130 142V141H129ZM128 141H127V144H131V145H133L132 143H133V141H132V143L130 142L129 143ZM161 142V141H160ZM159 142V143H160ZM178 142V141H177ZM205 143H208V142H206V141H204ZM2 143H4L3 142V140H2ZM20 143V142H19ZM22 143V142H21ZM20 143V144H21ZM25 143V144H26ZM39 143V142H38ZM64 143V142H63ZM66 143V142H65ZM121 143V142H120ZM119 143V144H120ZM123 143V142H122ZM171 143H173L172 141H171ZM171 143H169V144H167L168 146H170V147H166L165 146V148L163 149V150H165L166 148L169 150V149H173L174 148V146H171V145H173V144H171ZM182 143V142H181ZM184 143V142H183ZM182 143V144H183ZM193 143H195V141H193ZM192 143V146L193 145H195V144H193ZM6 144H7V140H6ZM6 144H2V146L3 145H6ZM9 144V143H8ZM28 144V143H27ZM43 144V143H42ZM49 144V143H48ZM80 144H82V143H80ZM87 144V143H86ZM96 144V143H95ZM97 144H100L99 142L97 143ZM112 144V142L110 143V145ZM114 144V143H113ZM118 144V143H117ZM126 144V145H127ZM135 144V143H134ZM178 144H179V142H178ZM181 144V145H182ZM209 144V143H208ZM221 144H223V143H221ZM221 144H219V147L220 148H224V149H226V148H228V145H227V147H225L224 145L223 146H221ZM240 144V143H239ZM238 144V145H239ZM243 144V143H242ZM1 145V144H0ZM13 144H11V146L9 145V147H11L12 149H10V148H8L9 149V154H13V152H14V146H12ZM23 145V144H22ZM34 145V144H33ZM47 145V144H46ZM67 145H70L69 143L67 144ZM88 145V144H87ZM87 145H85V146H87ZM91 145V144H90ZM94 145V144H93ZM124 145V144H123ZM122 145V146H123ZM138 145L139 144H137V146H135V148H137L138 147ZM141 145V144H140ZM139 145V146H140ZM158 145V144H157ZM175 145V144H174ZM185 145V144H184ZM7 146V145H6ZM36 146H38V145H35V147H34V149L36 148V149H38ZM66 146V145H65ZM71 147L73 146V145H70ZM95 146V145H94ZM100 146H102V145H100ZM107 146V145H106ZM105 146V147H106ZM159 147H161L160 145H158ZM180 146V145H179ZM178 146V147H179ZM186 146L187 147H189V146H191V143H190V145H185L184 147L186 148ZM211 146H213V145H211ZM216 146H218L217 145V143L213 146V147H216ZM229 146H231V145H229ZM21 147V146H20ZM30 147V146H29ZM33 147V146H32ZM39 147V146H38ZM69 147V146H68ZM89 147V146H88ZM103 147V146H102ZM108 148H109V146H107ZM106 147V148H107ZM115 147V146H114ZM113 147V148H114ZM119 147V146H118ZM134 147V146H133ZM154 147V146H153ZM178 147H176V148H178ZM182 147V146H181ZM180 147V148H181ZM256 147V146H255ZM2 148H4V147H2ZM2 148H0V172H2L1 170H2V168H6L7 169V166H9L10 165V167H11V171H13L12 169H13V167H12V165L11 164H13V163H11L10 164V162H14V161H16V160H14V159H11V158H7V156L6 157H3L2 156V151H3V149ZM7 148V147H6ZM54 148H55V146H54ZM53 148V149H54ZM74 148V147H73ZM86 148V147H85ZM97 148H98V146H97ZM112 148V147H111ZM122 148V147H121ZM141 147H139V148H137V149H140ZM143 148V147H142ZM151 148V147H150ZM163 147H161V148H159V149H162ZM179 148V149H180ZM183 148V147H182ZM185 148H183L182 150H184ZM198 148V147H197ZM197 148H195V150L197 149ZM201 148V147H200ZM231 148H233V146H231ZM231 148H228V149H230L229 151H228V149H226V151L227 152H229L228 154L229 155H231L232 153H230V151H231ZM239 148V147H238ZM2 149V150H1ZM17 149V148H16ZM15 149V150H16ZM23 149V148H22ZM43 149V148H42ZM69 149V148H68ZM88 149V148H87ZM87 149L86 150H84V152L86 153V151H87ZM102 149V148H101ZM116 149V148H115ZM115 149H114V151H115ZM127 149V148H126ZM144 149V148H143ZM149 149V148H148ZM158 149V148H157ZM158 149V150H159ZM175 149V148H174ZM192 149V148H191ZM224 149H222L221 151H224V153L223 152H221V154H225V153H227ZM241 149L243 150L244 148L241 146ZM33 150V149H32ZM75 150V149H74ZM90 150L91 149H89V153H90V155L91 154H93V152L91 153L90 152ZM96 150V149H95ZM98 150H99V148H98ZM120 150V149H119ZM141 150V149H140ZM155 150V149H154ZM177 150V149H176ZM198 150V149H197ZM233 150V149H232ZM236 150V149H235ZM254 150V149H253ZM23 151V150H22ZM26 150H24V152H25ZM39 151V150H38ZM49 151H51V150H49ZM62 151V150H61ZM63 151H64V149H63ZM93 151V150H92ZM100 151V150H99ZM110 151V150H109ZM128 151H129V149H128ZM148 152H149V150H147ZM151 151V150H150ZM156 151V150H155ZM170 151V150H169ZM171 151H173V150H171ZM175 151V150H174ZM173 151V152H174ZM177 151H180V150H177ZM240 151V150H239ZM18 153H19V149H18V151H17ZM42 152V151H41ZM40 152V153H41ZM44 152V151H43ZM45 152H46V150H45ZM59 152V151H58ZM66 152V151H65ZM75 152V151H74ZM88 152V151H87ZM105 152V151H104ZM118 152V151H117ZM130 152V151H129ZM131 152H132V150H131ZM152 152H153V150H152ZM152 152H150V153H152ZM157 152V151H156ZM159 152H161V151H159ZM165 152V151H164ZM181 152V151H180ZM199 152V151H198ZM197 152V153H198ZM243 152V151H242ZM47 153V152H46ZM54 153H55V150H54ZM78 153V152H77ZM82 153H83V151H82ZM101 153V152H100ZM99 153V154H100ZM162 153V152H161ZM166 153V152H165ZM164 153V154H165ZM183 153H184V151H183ZM186 153H190V152H188V151H186ZM191 153H192V150H191ZM56 154V153H55ZM54 154V155H55ZM59 154V153H58ZM60 154H61V152H60ZM79 154V153H78ZM94 154H96V156H97V152L96 153H94ZM102 154V153H101ZM130 154V153H129ZM134 154V153H133ZM149 154V153H148ZM159 153H157V155H158ZM163 154V153H162ZM162 154H160L159 156H162ZM182 154V153H181ZM227 154V155H228ZM19 155V154H18ZM26 155V154H25ZM24 155V156H25ZM48 155H49V153H48ZM48 155L46 154L45 156H47L48 157ZM51 155H53V154H51ZM87 155H89V154H87ZM109 155H110V153H109ZM117 155H119V154H117ZM10 156V155H9ZM14 156V155H13ZM16 156H17V154H16ZM23 156V157H24ZM33 156H34V160L36 159L35 157V155L33 154ZM39 156H40V154H39ZM58 156V155H57ZM77 156V155H76ZM75 156V157H76ZM86 156V155H85ZM94 156V155H93ZM95 156V158H97ZM100 156H102V155H100ZM104 156V155H103ZM148 156H150V155H148ZM147 156V157H148ZM153 156V155H152ZM223 156V155H222ZM32 157V156H31ZM61 157V156H60ZM65 157V156H64ZM79 157V156H78ZM89 157H91V156H89ZM129 157H131L130 155H129ZM151 157V156H150ZM156 157V156H155ZM164 158H165V156H163ZM226 157V156H225ZM19 158H21L20 156H19ZM39 158V157H38ZM85 158V157H84ZM106 158H108V157H106ZM106 158L104 159L105 161H106ZM138 158V159H137ZM136 158V162H139L140 161V159L142 158H140V157H137ZM144 158V157H143ZM153 159H155L154 157H152ZM157 158H158V156H157ZM55 158H53V160H54ZM87 159V158H86ZM85 159V160H86ZM99 159V158H98ZM101 159V158H100ZM102 159V160H103ZM110 159L112 160V158L110 157ZM160 159H162V158H160ZM11 160V161H10ZM33 160V161H34ZM37 160V159H36ZM57 160V159H56ZM90 160V159H89ZM92 160V159H91ZM150 160V159H149ZM148 160V161H149ZM152 160V159H151ZM150 160V161H151ZM163 160V159H162ZM7 161V162H6ZM10 161V162H9ZM31 161V160H30ZM59 161V160H58ZM66 161H68V160H66ZM70 161V160H69ZM79 161L80 160H78V163H79ZM107 161H109V159H107ZM113 161V160H112ZM115 161V160H114ZM132 161H133V159H132ZM131 161V162H132ZM156 161H159L158 159H156ZM164 161H165V159H164ZM17 162V161H16ZM22 162V161H21ZM35 162V161H34ZM57 164H56V163ZM55 162H52V163H55L54 165H59L61 162H63V160L61 159V162L59 161V164H58V162L57 161H55ZM74 162V161H73ZM76 163H77V161H75ZM87 162H88V160H87ZM94 162V161H93ZM96 162V161H95ZM99 161H97L96 163H98ZM117 162V161H116ZM130 162V161H129ZM130 162V163H131ZM134 162V161H133ZM145 162H146V160H145ZM24 163V162H23ZM51 163V164H52ZM75 163V165H77ZM81 164H82V161L80 162ZM100 163H101V160H100ZM102 163H104V162H102ZM101 163V164H102ZM107 163H109V162H106V166L107 165H110V163L112 164V166H113V163L110 161V163L109 164H107ZM127 163L128 162H126V165H127ZM143 163V162H142ZM150 163V162H149ZM152 163V162H151ZM156 163V162H155ZM161 163V162H160ZM67 164V163H66ZM81 164H79V167H80V165ZM120 164V163H119ZM134 164V163H133ZM138 164V163H137ZM145 164H147V162L145 163ZM31 166H32V164H30ZM37 165V164H36ZM42 165V164H41ZM48 165V164H47ZM75 165H73V166H75ZM86 165H87V163H86ZM90 165V164H89ZM98 165H99V163H98ZM103 165V164H102ZM123 165V164H122ZM151 165V164H150ZM158 165V162H157V164H156V166ZM15 166V165H14ZM46 166V165H45ZM63 166H65V165H63ZM67 166V165H66ZM72 166V165H71ZM72 166V167H73ZM82 166V165H81ZM94 166V165H93ZM116 166V165H115ZM121 165H119V167H120ZM137 166H139V165H137ZM155 166V167H156ZM33 167V166H32ZM37 168H38V166H36ZM48 167H49V165H48ZM53 167V166H52ZM58 167V166H57ZM56 167V168H57ZM87 167H89V166H87ZM97 167V166H96ZM117 167H118V165H117ZM122 167V166H121ZM128 168L130 167V166H127ZM142 167H144L145 168V166L143 165V166H141L140 168L141 169H143ZM152 167H154L153 165H152ZM154 167V168H155ZM39 168H41V166L39 167ZM59 168V167H58ZM74 168V167H73ZM78 168V167H77ZM93 168V167H92ZM113 168V167H112ZM123 168H125V165H123ZM132 168V167H131ZM137 168V167H136ZM147 168V167H146ZM151 168V167H150ZM150 168H149V170H150ZM158 168H160L161 169V164H160V167H159V165L156 167V169H158ZM15 170H16V172H17V170H18V167L17 166H15V168H14ZM43 169V168H42ZM55 169V168H54ZM75 169V168H74ZM90 169V168H89ZM127 169V168H126ZM148 169V168H147ZM9 170V169H8ZM36 170V169H35ZM65 170V169H64ZM70 169L68 168L67 169V171H69ZM77 171H78V169H76ZM75 170V171H76ZM83 170H87V168L86 169H83ZM103 170V169H102ZM106 170H107V168H106ZM109 170H110V167H109ZM121 170V169H120ZM132 170V169H131ZM130 170V171H131ZM134 170V169H133ZM145 171H147L146 169H144ZM151 170H153L152 168H151ZM11 171L9 172V171H6L7 173H11ZM44 171H48V170H44ZM51 171V170H50ZM79 171H80V168H79ZM100 171H101V169H100ZM104 171V170H103ZM135 171V170H134ZM157 171V170H156ZM158 171H159V169H158ZM34 172V171H33ZM64 172V171H63ZM82 172V171H81ZM80 172V173H81ZM131 172H133V171H131ZM14 173H15V171H14ZM30 173V172H29ZM42 173H43V171L42 172H39V173H37V174H35L34 176H33V174L31 175V173H30V175L28 174V177L30 176V178H32V180H33V178L34 177H36V176H38V174H40V175H42ZM69 173H71V172H69ZM102 173V172H101ZM137 173V172H136ZM156 173V172H155ZM12 174H13V172H12ZM25 174V173H24ZM66 174V173H65ZM85 174V173H84ZM135 174V173H134ZM143 174V173H142ZM14 175V174H13ZM16 175H18V173L16 174ZM15 175V176H16ZM19 175H22V173L21 174H19ZM40 175H39V177H40ZM47 175V178H48V180L46 179V181L45 180H42L41 181V179H43V178H45V177H41L40 178V181H41V183H39V184H37L36 183V185L34 186V188H33V193H32V195H33V197H35V198H37V199H39V201H40V203H39V207H40V211L38 212V213H36V214H33V215H28L27 214V211H28V208H29V206L26 208V207H24L23 209L21 208V211H20V213H18L19 212V210H18V212H17V214H12L11 213V217H12V215H16V218H11V217H9V218H11V221H9V222H11L10 224H13V226L12 225H10V226H12V227H10V226H8V224H7V226L8 227H6L5 226V228L3 229V227H1V230H0V235L1 234H3V236H5V234L4 233H7V231H11L9 234V236L7 237V238H5V242H4V248L7 246V248H10L11 249V247H14V246H16V245H20V246H18V248L20 247L21 248V246L22 247H24L25 249H22L23 250V253H22V250L21 251H18V253H21L22 254V256L24 255V252L25 251H28L29 252V250L28 249H30V252L32 251H34V253H36V255H35V257L39 254L40 255V252H41V255L39 256V257H36V258H34V259H32L33 258V256L34 255H32V257H31V259H29V260H27L26 261V259H25V261L26 262H28V264H38V263H41V264H44V263H46V259H51V261H53L54 262V264H55V260L57 261L56 262V264H61V262H63L62 264H70L72 261V259L70 260L69 258H70V256H69V249H66V251H63V253H62V255L61 254H58V256L57 255H52V253L50 252V250L48 249V247L51 245L50 243H53L54 244V242H55V245L57 244V243H60L61 245H59L58 247L60 248V247H64L66 244L64 243V244H62L61 242H65V241H69L68 239H69V235H71V234H67V237L65 236V234L68 232V231H70V232H75V231H78L79 233H81V236L82 235H88V231H90V232H92L93 230H94V228L95 227H93V229H91V225L90 226H88L86 223H81L82 225L81 226H79V224H80V222L82 221L83 222V220H84V217H83V215H84V211L82 210V207L80 206V205H76V203H75V205H68V203L70 202H68L67 200H65V201H63L62 199H60L59 197H60V195L62 196V195H65V193L67 194L68 192H67V189L69 190V188H70V190L71 189H74L73 187H75L74 185H72V184H76V183H73V182H75L74 181V179L72 178V179H69L68 178V180H66V178L67 177H65L64 175H62V174H60V173H54V172H46V174L44 175V176H46ZM139 175V174H138ZM23 176V175H22ZM22 176H19L18 177V179L15 177V179L16 180H14L15 182H18V183H23L22 181L23 180H21V179H23L24 178V176H23V178H22ZM33 176V177H32ZM58 176L59 177H63V180H57V181H55V179H57L58 178ZM71 176V175H70ZM74 175H72V177H73ZM75 176H76V174H75ZM134 176V175H133ZM136 176V175H135ZM149 176H151V175H149ZM155 176V175H154ZM14 177V176H13ZM21 177V178H20ZM126 177V176H125ZM124 177V178H125ZM144 177H146V176H144ZM75 178V177H74ZM77 178V177H76ZM79 178H80V176H79ZM105 178V177H104ZM127 178V177H126ZM37 179V178H36ZM103 179V177L101 178V180ZM132 179V178H131ZM146 179V178H145ZM148 179V178H147ZM76 180V179H75ZM106 180V179H105ZM21 181V182H20ZM25 181V180H24ZM55 181V182H54ZM66 181H68V183L69 182H71V184H69V185H63V183L64 182H66ZM77 181V180H76ZM79 181V180H78ZM102 181H104V179L102 180ZM126 181V180H125ZM132 181H134V180H132ZM27 182V181H26ZM31 182V181H30ZM33 182V181H32ZM37 182V181H36ZM54 183V186H50L51 184L50 183ZM123 182H124V179H123ZM130 182V181H129ZM136 182V181H135ZM143 182V181H142ZM225 182V181H224ZM34 183V182H33ZM67 183V182H66ZM89 183V182H88ZM91 183V182H90ZM222 183V182H221ZM229 183V182H228ZM227 183V184H228ZM21 184H19L20 186H21ZM136 184V183H135ZM144 184V183H143ZM223 184V183H222ZM225 184V183H224ZM23 185V184H22ZM85 185V184H84ZM129 186H130V184H128ZM218 185V184H217ZM67 186H69V188L67 187ZM90 186V185H89ZM123 186V185H122ZM64 187L66 188L64 191H61L62 189H64ZM82 187H83V185H82ZM62 188V189H61ZM144 188V187H143ZM77 189V188H76ZM22 190V193L20 192L18 195L20 196V198H22V201L24 202V204H26V203H29V201H27V200H24L25 199V194H23V193H25V191L23 192V189H21ZM20 190V191H21ZM83 190V189H82ZM128 190H129V188H128ZM131 190V189H130ZM79 191V190H78ZM81 191V190H80ZM71 192H72V190H71ZM75 193V192H74ZM81 193V192H80ZM60 194V195H59ZM69 195H70V193H68ZM239 195V194H238ZM237 194L235 195L236 197H239ZM66 196V195H65ZM65 196H63L62 198H64ZM75 196H77V195H75ZM83 196H84V194H83ZM233 197H235L234 195H232ZM71 197H73V196H71ZM79 197V196H78ZM24 198V199H23ZM50 198H54L55 200H58L59 202H55V200L53 201V200H51ZM67 198V197H66ZM66 198H64V199H66ZM69 198H70V196H69ZM77 198V197H76ZM75 198V201L78 199H76ZM80 198V197H79ZM48 199H50V200H48ZM73 199V198H72ZM29 200V199H28ZM70 200V199H69ZM74 200V199H73ZM72 200V201H73ZM79 200V199H78ZM67 201V202H66ZM61 202V203H60ZM74 202V201H73ZM50 203V204H49ZM56 203H57V205H56ZM58 203H60L59 205H58ZM30 204V203H29ZM48 204V205H47ZM62 204V207L60 206ZM4 205V204H3ZM66 205V206H65ZM68 206V207H67ZM80 206V207H79ZM22 207H23V205H22ZM52 207H54V209H56V210H54L55 212H54V214L50 211V209L52 208ZM0 208H2V206L0 205ZM67 208H70V209H67ZM3 209V208H2ZM1 210V209H0ZM5 210H7V209H5ZM71 210V211H70ZM58 211V212H57ZM1 212V211H0ZM6 213V212H5ZM8 213V212H7ZM51 213L53 214L52 216L53 217H56V218H54V219H56V220H54V226H52V218H51ZM118 213V212H117ZM136 212H134V214H135ZM154 213V212H153ZM9 214V213H8ZM70 214H74L73 216H75L74 218H72V219H70L69 220V222H68V224H66V225H69V226H66L65 225V221H64V219L66 218H68L69 217V215ZM4 215V214H3ZM17 215H18V219H17ZM117 215V214H116ZM122 215V214H121ZM6 216V215H5ZM9 215H7V217H8ZM57 216H58V218H57ZM72 217V216H71ZM9 218H4L5 220L7 219V222L6 223H8V219ZM13 219V220H12ZM15 220V221H14ZM77 220H79V221H77ZM12 221H14V222H16V223H18V225L19 226H17V225H14V223L12 222ZM85 221V220H84ZM102 222V221H101ZM116 222H118L119 223V220L118 221H116ZM126 222V221H125ZM125 222H122L121 223V221H120V224H123V225H126V228L122 231V233H127L130 229H132V228H134V226H135V224L134 223H131V222H129V221H127L126 223H128V224H126ZM15 223V224H16ZM104 223V222H103ZM130 223V224H129ZM88 226V227H86V225ZM100 224V223H99ZM109 224V223H108ZM115 224V222L114 223H111V224H109V226H108V228H107V230L105 229V235L107 234V235H109V236H111L112 235V225H114ZM93 225V224H92ZM95 225V224H94ZM103 225V224H102ZM67 227V229H66V227ZM105 226H107V225H105ZM145 226H150V227H152V229L153 230H151V232H149V231H145V229H143V227L140 229V228H137V229H139V234L136 236V238L133 240V242H132V248L134 249V251L133 252H135L136 250H139L140 248H141V246L143 245V239H145V238H148V239H152V238H156L157 236L159 237V235H161V236H163L164 235V233L163 232H161V231H159L158 229H155L154 228V226H155V224H154V222H152V221H150L148 224H145ZM111 227V228H110ZM35 228V229H34ZM38 228V229H37ZM66 230H65V229ZM106 228V227H105ZM53 230V231H52ZM79 230H81L82 232H85L84 234H82V232L81 231H79ZM96 230V229H95ZM97 230H99V229H97ZM101 230V229H100ZM52 231V232H51ZM102 231V230H101ZM23 232H24V234H23ZM89 232V233H90ZM94 232V231H93ZM97 232V231H96ZM99 233H100V231H98ZM114 232H115V230H114ZM138 232V231H137ZM141 232V233H140ZM76 233V232H75ZM75 233H74V235H72L73 236V238L75 237ZM95 233V232H94ZM99 233H97V234H99ZM159 233V234H158ZM20 234H22V235H20ZM93 234V233H92ZM92 234H90V235H92ZM101 234H103L102 232H101ZM6 235H8V234H6ZM79 235V234H78ZM100 235V234H99ZM106 235V237H108ZM21 238H20V237ZM86 236H85V239H86ZM1 237H2V235H1ZM0 237V239H2ZM84 237V236H83ZM87 237H89V235L87 236ZM105 237V236H104ZM66 238H68V239H66ZM119 238V237H118ZM72 239V238H71ZM76 239V241H78L77 240V237L75 238ZM80 241H83L84 239L82 238H78ZM87 239H89V238H87ZM93 239V237L91 238V239H89V240H92ZM108 239V238H107ZM120 239H122L123 240V238H120ZM122 240H120V241H122ZM74 239H73V242L75 243L76 242ZM3 242V241H2ZM2 242H0V245H1V248H2ZM20 243H23V244H20ZM86 243V241L84 242V244ZM91 243V242H90ZM191 243V242H190ZM189 243V244H190ZM68 244V243H67ZM76 245H74V246H76V247H72V249L75 251V250H77V248H81V244H83L82 242L80 243V245L79 244H77V243H75ZM94 244V243H93ZM122 244V243H121ZM189 244H188V246H185V245H182V246H185V249H186V247H188L189 248ZM192 244V243H191ZM190 244V245H191ZM6 245V246H5ZM187 245V244H186ZM193 245V244H192ZM9 246V247H8ZM83 246V245H82ZM85 246H86V244H85ZM89 246V247H88ZM87 247L90 249V250H94L95 249V247H93V246H91L92 248H94V249H91L90 248V245H88ZM17 247V246H16ZM15 247V248H16ZM50 247H52L53 248V246H50ZM57 247V246H56ZM71 247V246H70ZM86 247V248H87ZM181 247V246H180ZM192 247V246H191ZM26 248H27V250H26ZM54 248H55V246H54ZM67 248V247H66ZM76 248V249H75ZM96 248H99V246L97 247L96 246ZM117 248H119L120 249V252H119V250H117L118 252H119V256H121V257H125V258H127L126 256H127V253H123V250H127L128 251V249H126V246H119V247H117ZM117 248H115V249H117ZM182 248H184V247H182ZM32 249V250H31ZM45 249H48L49 250V252H44V250ZM56 249H58V248H56ZM61 249H63V248H61ZM61 249H59V250H61ZM65 249V248H64ZM4 251H7V250H5V249H3ZM13 250V249H12ZM15 250V249H14ZM17 250V249H16ZM19 250V249H18ZM25 250V251H24ZM52 250H54V249H52ZM59 250H57V252L59 251ZM68 250V251H67ZM97 250V249H96ZM181 250V249H180ZM3 251V252H4ZM9 251V254H11L12 253V251L10 252V250H8ZM74 251H72V252H70V254L71 253H73ZM82 251V250H81ZM80 251V252H81ZM89 251V250H88ZM122 251V252H121ZM174 252H178V250H173ZM183 251V250H182ZM0 252H2L1 250H0ZM55 251H53V253H54ZM176 252V254H178ZM16 253V252H15ZM14 253V255L16 256L17 254H15ZM182 253V252H181ZM184 253V252H183ZM1 254H3V253H1ZM20 254V255H21ZM26 254H29V253H26ZM25 254V255H26ZM43 254V255H42ZM57 254V253H56ZM81 254V253H80ZM12 255H13V253H12ZM20 255H19V257H20ZM30 255V256H31ZM126 255V256H125ZM170 255V254H169ZM28 256V255H27ZM62 256V257H61ZM78 256V255H77ZM118 256V257H119ZM177 256V255H176ZM180 256H181V254H180ZM5 257H7V256H5ZM14 256H12V258H13ZM17 257V256H16ZM16 257H14V259L13 260H15L16 261ZM24 257V256H23ZM26 257V256H25ZM80 257V256H79ZM106 257H108V256H106ZM187 257H189V256H187ZM1 260L4 258V257H2V255H1ZM60 258H62V260L60 259ZM84 258V257H83ZM125 258L123 259V262H121L122 264H124V263H126V261H127V259L125 260ZM190 258V257H189ZM24 259V258H23ZM36 259V260H35ZM55 259V260H54ZM76 259V258H75ZM110 259H112V258H110ZM122 259V258H121ZM188 259V258H187ZM12 260V259H11ZM11 260H10V262H11ZM46 260V261H45ZM84 260H85V258H84ZM98 260V259H97ZM9 261V260H8ZM20 261H23L24 262V260H20ZM78 261V260H77ZM80 261V260H79ZM4 259H3V261H0V264H8L9 262H4ZM13 262V261H12ZM48 262V261H47ZM76 262V261H75ZM75 262H74V264H75ZM86 262V261H85ZM105 262H107V261H105ZM19 262H17V264H18ZM52 263V262H51ZM73 263V262H72ZM71 263V264H72ZM78 263V262H77ZM83 263V262H82ZM98 263H99V261H98ZM11 264H14V262L13 263H11ZM47 264V263H46ZM53 264V263H52ZM81 264V263H80ZM84 264V263H83ZM86 264V263H85Z\"/></svg>",
  "mask_w": 264,
  "mask_h": 264
},
{
  "label": "built area",
  "instance_id": "obj_3",
  "mask_svg": "<svg viewBox=\"0 0 264 264\" xmlns=\"http://www.w3.org/2000/svg\"><path fill=\"white\" fill-rule=\"evenodd\" d=\"M201 1L204 8L196 15L198 21L196 36L183 58H178L170 51L164 50L159 54L155 65L148 67L144 65L147 57L146 50H143L140 44H134L127 59L144 67L151 75L173 74L172 83L175 85L185 87L193 83L199 91L204 93L211 92L214 86L208 70L217 53L223 54L232 63L247 64L252 54L264 43V0H251L247 9L241 3L220 5L219 0ZM74 2L75 0H21L15 13L34 23H46L47 17L51 14H58L59 19L73 15ZM179 7L177 0L166 3L160 23L154 30L144 25L132 24L126 27V32L137 38L157 42L170 28ZM102 26L107 30L114 29L112 21H107ZM49 27L57 28L56 23H49ZM91 39L95 40L94 37ZM213 93H215L213 97L221 104L241 110H246L255 102L254 113L260 116L264 114V77L257 71L244 70L239 86H234L232 83L225 84ZM206 94L211 95V93ZM8 179H10L9 174L5 172L0 174V198L5 199L9 212L16 213L22 199H14L15 196H19L16 193H9L6 188ZM28 199L30 207L27 214H36L39 199L32 194ZM125 228L126 225L115 222L111 229L122 236L121 232ZM143 229L149 232L153 230L150 226H144Z\"/></svg>",
  "mask_w": 264,
  "mask_h": 264
}]
</instances>
